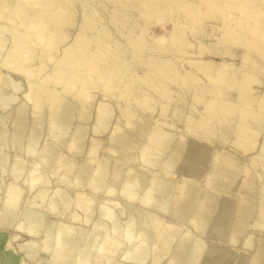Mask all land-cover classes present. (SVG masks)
I'll list each match as a JSON object with an SVG mask.
<instances>
[{
    "label": "rangeland",
    "instance_id": "obj_1",
    "mask_svg": "<svg viewBox=\"0 0 264 264\" xmlns=\"http://www.w3.org/2000/svg\"><path fill=\"white\" fill-rule=\"evenodd\" d=\"M0 75V264H264V0H0Z\"/></svg>",
    "mask_w": 264,
    "mask_h": 264
},
{
    "label": "bare ground",
    "instance_id": "obj_2",
    "mask_svg": "<svg viewBox=\"0 0 264 264\" xmlns=\"http://www.w3.org/2000/svg\"><path fill=\"white\" fill-rule=\"evenodd\" d=\"M248 2H249V1H248ZM227 3H228V2H227ZM230 3H231V1H230ZM248 4H249V3H248ZM1 9H2V8H1ZM249 9H250V8H249ZM249 11H250V10H249ZM20 12H21V11H20ZM20 12H19V13H20ZM260 12H261V11H260ZM260 14H261V13H260ZM29 20H30V19H29ZM42 28H43V27H42ZM42 28H41V29H42ZM254 28H255V27H254ZM44 29H45V28H44ZM37 31H38V30H37ZM39 31H40V30H39ZM43 32H44V31H43ZM49 34H50V33H49ZM45 35H46V34H45ZM47 35H48V34H47ZM41 36H42V35H41ZM37 38H38V37H37ZM36 40H38V39H36ZM39 40H40V38H39ZM13 44H14V43H13ZM10 48H11V47H10ZM22 49H23V48H22ZM24 51H25V50H24ZM80 52H81V51H80ZM20 55H21V54H20ZM77 58H78V57H77ZM79 58H80V57H79ZM14 60H15V59H14ZM25 60H26V59H25ZM75 60H76V59H75ZM22 61H23V60H22ZM7 62H8V61H7ZM77 62H78V61H77ZM78 63H79V62H78ZM17 70H18V69H17ZM20 70H21V69H19V72H20ZM13 71H14V70H13ZM21 71L23 72L24 70L22 69ZM11 72H12V71H11ZM16 72H17V71H16ZM25 72H26V71H25ZM28 72H29V70H28ZM28 72H26V73H28ZM0 76H1V75H0ZM0 79H1V77H0ZM26 84H27V83H26ZM26 92H27V91H26ZM27 93H28V92H27ZM23 97H24V96H23ZM253 115H254V114H253ZM253 115L251 114L250 116L252 117ZM247 117H248V116H247ZM252 118H253V117H252ZM249 119H250V118H249ZM257 119H258V118H257ZM257 119H256V120H257ZM251 120H252V119H251ZM258 121H259V119H258ZM261 122H262V121H261ZM129 144H130V143H129ZM127 145H128V144H127ZM203 196H205V195H203ZM203 196H202L201 198H200V196L198 197V198H200V199H199V202H204V201H205V198H204ZM206 196H207V195H206ZM208 196H209V195H208ZM208 196H207V197H208ZM211 197H212V196H211ZM198 198H197V199H198ZM21 199H22V198H21ZM194 199H196V193H195V191L191 190L190 187H189V189L187 190L186 202L190 203V202H192ZM207 199H210V200H211V198H209V197L206 198V200H207ZM213 201H214V200H213V198H212L211 203H212ZM211 203H208V205H209V204H210V206L214 205L213 203H212V204H211ZM214 203H215V202H214ZM205 204H206V203H204V204L202 203V205H203L205 208H207L208 205L206 206ZM200 205H201V204H200ZM203 206H202V207H203ZM208 207H209V206H208ZM212 207H213V206H212ZM205 208H204V209H205ZM209 210H212V209L210 208ZM225 210L227 211V209H225ZM205 211H206V210H205ZM226 211H225V212H226ZM144 212H145V211H144ZM207 212H208V211H207ZM227 212H228V211H227ZM138 213H139V212H138ZM147 213H148V212H147ZM147 213H146V215H147ZM141 214H142V213H141ZM139 215H140V214H139ZM146 215H145V214H142L143 217L145 216V217H144L145 219L147 218ZM147 216H148V215H147ZM150 216H151V215H150ZM152 216H154V215H152ZM140 217H141V216H140ZM140 217H139L138 220H139V222H140V221L142 222V225H144V222L142 221L143 218L141 217L142 220H140ZM148 217H149V216H148ZM154 218H155V216H154ZM154 218H153V217H150V218H147L148 220L146 219L147 221H149V222H147V226H146V227L148 228L147 230H149V228H150V230H152V231H151V237H150L151 240H152V239H153V240L157 239V238L159 237L160 233H161L162 230H163V229H162L163 225H162V223H161V220H162V219H161V220H158L159 218H157V219H156V218L154 219ZM150 219H151V220H150ZM33 221H34V220H33ZM139 222H138V223H139ZM145 225H146V223H145ZM148 225H149V226H148ZM135 231H136V230H135ZM148 232H149V231H148ZM163 233H164V232H163ZM163 233H162V234H163ZM168 233H170V232H168ZM149 234H150V233H149ZM165 234H166V236L168 237V234H167V233H165ZM165 234H164V235H165ZM170 234H171V233H170ZM171 235H172V234H171ZM169 236H170V235H169ZM172 236L175 237L176 235H175V236L172 235ZM163 237H164V236L162 235V238H163ZM170 237H171V236H170ZM150 239H149V240H150ZM163 239H165V241H163V242H164V243H163L164 246H163L162 243H161V247H162V246H163V247H162V248L159 247V248L161 249V250L158 249V252H160L159 254H163V251H164V254H165V253H166V250L169 249V247H170V245H171V243H172V240H171V243H169V242H170V241H169L170 238L167 239V238L164 237ZM171 239H173V238H171ZM102 241H103V240H102ZM155 241H156V240H155ZM103 242H104V241H103ZM153 242H154V241H153ZM102 244H103V243H102ZM149 245H150V244H149ZM167 245H168L169 247H167ZM99 248H100V247H99ZM163 248H164V249H163ZM151 250H152V249H151ZM186 250H188V249H186ZM146 251H147V250H146ZM146 251H144V252L146 253L145 255H147V252H146ZM161 251H162V252H161ZM168 251H169V250H168ZM101 252H102V250H101ZM144 252H143V253H144ZM148 252H149V251H148ZM176 252H177V251H176ZM143 253L141 252V253H139V256H136V257L139 258V261H140V262H142V261L145 259V258H143V257H145V255H143ZM189 253H190V252H189ZM157 254H158V253H157ZM177 254H178V253H177ZM183 254H184V252H183ZM133 255H134V254H133ZM137 255H138V254H137ZM186 255H187V253H186ZM177 256H178V255H177ZM183 256H185V255H183ZM147 257H148V255H147ZM147 257H146V258H147ZM135 259H137V258H135ZM145 260H147V259H145ZM132 263H133V262H132ZM143 263H144V262H143ZM145 263H146V262H145ZM134 264H135V263H134ZM141 264H142V263H141Z\"/></svg>",
    "mask_w": 264,
    "mask_h": 264
}]
</instances>
